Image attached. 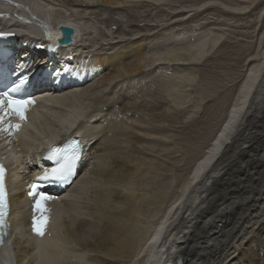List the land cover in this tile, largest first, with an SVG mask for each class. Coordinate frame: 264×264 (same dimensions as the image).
Wrapping results in <instances>:
<instances>
[{"label": "bare ground", "instance_id": "1", "mask_svg": "<svg viewBox=\"0 0 264 264\" xmlns=\"http://www.w3.org/2000/svg\"><path fill=\"white\" fill-rule=\"evenodd\" d=\"M18 1L27 3L24 9L12 8L13 19L19 20L18 16L23 12L28 25L18 27L16 32L25 33L29 39L24 43L26 49L21 51V59L28 68L43 65L50 74L40 90L46 95L36 98L26 107L25 119L20 120L15 115L8 118L12 119L10 125H19V128H6L7 132L11 131V139L17 145V149L12 150L9 141L6 143V150L14 159L13 165L10 155L0 152V158L6 161L9 170L14 228L3 245L0 264H84L83 260L88 256L99 264H175L178 259H181V264H264V223L260 220L264 219V46L252 54L223 121L180 186L179 198L159 219L156 214L152 215L151 220H158L154 227H149L144 233L134 230L129 234L128 226L131 229L139 227L138 210L129 211L132 213L117 221L121 214L120 204L123 200L138 203L141 198L126 191L125 187L118 190L110 188L111 179L121 177L125 172L123 161L117 160L112 153L114 131L131 129L135 133H129L131 138L127 139H133L136 145L145 142L146 138L148 140L152 131L148 136L145 133L147 129L140 126L142 124L133 125L136 119L134 122L130 119L133 124L130 120L118 123L109 120V123L107 118H103L109 112L105 107L109 106L107 110L113 108L114 101L102 98L106 94L105 89L121 79L122 73L119 72L123 69L119 67L117 72L118 66H127L130 63L128 58L135 54H124L116 59V56L109 57L101 51L89 57L92 51L90 47H84L87 25H80L69 18L70 13L62 12V15L49 3L41 6L29 0ZM100 1L115 9L125 7L122 0ZM142 1L152 6L159 4L151 0ZM2 5L8 7L4 2ZM246 10L233 8L231 14L244 15ZM8 24L11 26L13 22ZM8 24L2 23L0 27ZM58 24L73 25L79 31V43L53 52L50 49L54 47L56 50L57 46L47 32H54ZM220 38V35L210 39L202 37L184 49L174 48L147 55L152 57V66L172 70V78L168 74L166 97L172 98L174 106L181 104L175 95L177 88L193 86V67L203 62L208 52L221 42ZM36 45L44 51L36 52ZM143 50L138 48L136 55H141L145 61L147 57H142ZM38 61H43V64H37ZM139 62L131 68L130 64L127 68L125 66L126 74L133 76L142 70ZM117 63L120 64L117 66ZM79 121L75 132L73 128ZM69 132L81 137L85 144L80 177L73 188L64 190V193L51 191V195L43 194L51 199L42 201V207L46 209L42 213L35 208L40 193L30 187L31 174L39 170L36 154L40 159L48 146L65 140ZM136 168L135 172L139 174V168ZM135 172L133 174L136 175ZM168 187L161 192L163 197ZM30 192L33 195H29ZM41 216L45 218L43 235H38L33 231V221ZM77 218L80 222L73 228V221ZM91 219H98L95 222L100 223V231ZM93 228L100 233H91L101 237L94 236L93 240L89 236L85 242ZM82 238L84 243L78 245L80 252L74 254L75 249L70 252L68 246L70 249L77 247L79 243L75 244L74 240L82 242ZM251 239L256 240V244L253 245Z\"/></svg>", "mask_w": 264, "mask_h": 264}, {"label": "rangeland", "instance_id": "2", "mask_svg": "<svg viewBox=\"0 0 264 264\" xmlns=\"http://www.w3.org/2000/svg\"><path fill=\"white\" fill-rule=\"evenodd\" d=\"M88 1H90L89 4H86L84 0H36V4L42 6L49 3V6L56 8L61 14L62 12L70 13L69 18L75 19L78 24L87 25L89 27L87 33L90 34L87 35L85 32L84 40L87 39V42L84 47H90L92 53L89 57L101 51V54L105 53L109 57L116 56V59L121 55L133 53L135 55L130 57L132 65L131 59L127 60L130 61L128 62L130 68L142 60V63H139L142 64L143 69L133 76L126 74L124 70L126 65L118 66L120 63H117L116 71L119 72L120 67L123 71L119 73L125 76L120 75L121 79L119 78L120 80L118 79L119 81L112 85L113 88L101 87L106 93L102 100L110 98V101H114L113 108L107 110L109 106L105 107L106 111L111 113L104 111L107 115L103 118H107L109 123L110 121L111 123L129 122L127 120L130 119L133 122L134 119L140 120L138 124L136 121L134 124L132 120L130 122L138 126L142 124L140 126L147 129L145 133L148 136V133L152 131L148 140L146 138L145 142L136 145L133 139H127L131 138L129 133L134 135L135 132L131 129H129L130 132L126 129V132L123 128H119L114 131L115 137L112 141V153L117 160L123 161L125 172H122L124 174L121 177L111 179L110 188L118 190L125 187L126 191L141 198L138 203L133 202V204L123 200L120 204L121 214L117 221L132 213L129 211L137 209L139 227L131 229L128 226L126 230L129 234L134 230L144 233L158 222V220H151L152 215L156 214L159 219L167 207L179 198L180 186L223 121L235 88L243 77L252 54L264 46V0H184L185 2L151 0L160 5L164 4L163 7H158L159 4L152 6L149 2L145 3L142 0H122L124 3L122 1L121 3L125 6L122 9L105 5L100 0ZM134 2L140 3L137 6ZM218 7L224 9L221 10ZM231 7L248 10L244 15L237 16L231 14L233 11V8L230 11ZM219 35L220 41L224 43L221 44L219 41L220 43L208 52V56L203 60L204 63L193 67L195 76L191 82L193 86L186 89L177 88L175 95L181 104L174 106L172 98L166 97L168 76L172 78V70L152 66L150 63L152 57L149 56L162 53L164 50L184 49L202 37L210 39ZM137 47L144 49L142 57H147L149 60L146 58L143 61L144 58H140L141 55H136ZM37 64H43V61H38ZM9 143L12 150L17 149L14 140H10ZM134 166L137 167L136 169L139 168V174L135 172ZM132 169L136 175L133 174ZM167 187L166 195L163 197L161 192ZM159 199L163 202L160 203ZM96 220L98 219L90 221L96 225L95 227L99 226L100 231L101 225L95 222ZM260 220L264 223V219ZM73 222H75L73 224L75 228L80 220L77 218ZM91 232L100 233L93 228L90 234L85 233L88 236H84L85 242L89 236L93 240H95L94 236L101 237L100 234L95 235ZM84 238L82 242L75 239V244L78 242L79 248L75 244L71 249L68 246L70 252L75 249L74 254H77L80 250L78 245L84 243ZM251 242L253 245L256 244L254 239H251ZM83 262L99 264L90 260L89 256L85 257Z\"/></svg>", "mask_w": 264, "mask_h": 264}, {"label": "snow or ice", "instance_id": "3", "mask_svg": "<svg viewBox=\"0 0 264 264\" xmlns=\"http://www.w3.org/2000/svg\"><path fill=\"white\" fill-rule=\"evenodd\" d=\"M5 34L0 33V36H3ZM15 91V89H13ZM32 103L31 100H20L15 99L12 97L8 92H0V125H2L5 122L6 117H11L15 115L20 120L25 119V108L27 105H30ZM9 129L15 127L19 128V125H8ZM2 130V129H0ZM72 152L70 154H66L63 156V162L60 163L59 167L52 169L51 173H45L44 176L40 177L39 179H48L49 176H56L57 174L63 173L70 169L72 162L79 158V145L78 143L73 142L71 145ZM61 152L60 149H54L53 153L54 155L59 154ZM3 168L0 166V229L4 227L5 224V217L7 215V205H6V197H5V191L3 186ZM32 189L36 188V185L33 184L30 186ZM29 195H33L32 192L29 193ZM48 199H51V197L44 196L43 194H40L39 199L36 201L35 208L41 211L42 213L46 211L42 207V201H47ZM45 218L41 216L39 220H36L34 218L33 221V231L36 232L38 235H43V225H44Z\"/></svg>", "mask_w": 264, "mask_h": 264}, {"label": "water", "instance_id": "4", "mask_svg": "<svg viewBox=\"0 0 264 264\" xmlns=\"http://www.w3.org/2000/svg\"><path fill=\"white\" fill-rule=\"evenodd\" d=\"M42 19L44 20L45 17L42 16ZM78 39L79 31L73 25L58 24L53 32L52 40L59 48H65L76 45ZM175 264H181V259H178Z\"/></svg>", "mask_w": 264, "mask_h": 264}]
</instances>
